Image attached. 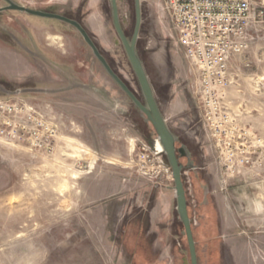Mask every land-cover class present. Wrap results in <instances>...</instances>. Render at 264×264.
<instances>
[{"label":"rangeland","instance_id":"rangeland-1","mask_svg":"<svg viewBox=\"0 0 264 264\" xmlns=\"http://www.w3.org/2000/svg\"><path fill=\"white\" fill-rule=\"evenodd\" d=\"M12 1L58 13L55 5ZM117 1L131 37L135 2ZM83 2L91 7L81 23L143 100L111 0ZM253 2L264 11V0ZM141 3L137 50L185 154L198 263L264 264V17L231 56L226 80L208 81L162 1ZM0 99L23 100L59 127L50 149L0 136V264H192L160 140L74 26L1 11ZM145 145L157 152L155 165L139 163Z\"/></svg>","mask_w":264,"mask_h":264},{"label":"built area","instance_id":"built-area-1","mask_svg":"<svg viewBox=\"0 0 264 264\" xmlns=\"http://www.w3.org/2000/svg\"><path fill=\"white\" fill-rule=\"evenodd\" d=\"M25 1L45 5L57 2ZM161 1L186 55L198 64L208 81L226 80L231 56L246 47L252 23L258 16L264 17L263 10L256 12L253 0ZM57 131L58 125L25 101L0 99L2 138L28 142L39 149H50L56 142ZM143 149L139 163L155 165L158 161L157 152H152L146 145Z\"/></svg>","mask_w":264,"mask_h":264},{"label":"water","instance_id":"water-1","mask_svg":"<svg viewBox=\"0 0 264 264\" xmlns=\"http://www.w3.org/2000/svg\"><path fill=\"white\" fill-rule=\"evenodd\" d=\"M8 6L0 8V12L6 9L19 10L25 13L33 14L40 17L55 18L64 21L72 26H74L84 37L87 44L93 50V53L98 58V60L105 67L109 75L114 79V81L123 89V91L131 98L133 103L140 109V111L146 116L147 120L153 126L159 140L160 144L166 153L170 167L172 168V175L175 182L176 198H177V211L179 213L180 219L184 225L185 233L189 245L191 263H198V255L196 248V241L194 238V232L192 228V222L188 210V200L186 195V189L183 181V169L184 165L180 162V157L178 155L179 151L177 149V137L172 132L167 124V120L161 112L159 103L155 97L153 86L147 74L146 68L142 59L139 56L137 50V44L140 36L141 26L143 22L142 14V3L141 0H134L135 2V27L134 32L131 37H128L125 30L123 29L119 6L117 0H111L112 7V17L113 24L116 29L118 36L120 37L125 51L127 53L128 59L133 67L136 74L143 100L139 99L136 93L127 85V83L114 71L105 56L101 53L99 47L95 43L92 36L89 34L87 29L83 26L81 22L75 19L68 18L64 15L57 13H49L42 10H36L28 8L26 6L15 3L12 0H7ZM184 156V152H181Z\"/></svg>","mask_w":264,"mask_h":264},{"label":"crops","instance_id":"crops-1","mask_svg":"<svg viewBox=\"0 0 264 264\" xmlns=\"http://www.w3.org/2000/svg\"><path fill=\"white\" fill-rule=\"evenodd\" d=\"M83 1L84 0H57V2L48 5L57 6L58 13H60L61 15L63 13H70L72 15L70 16V18L75 20L80 19L79 21L81 22L83 20V18H81L82 12L89 11L91 7V3H87L85 6Z\"/></svg>","mask_w":264,"mask_h":264},{"label":"flooded vegetation","instance_id":"flooded-vegetation-1","mask_svg":"<svg viewBox=\"0 0 264 264\" xmlns=\"http://www.w3.org/2000/svg\"><path fill=\"white\" fill-rule=\"evenodd\" d=\"M142 27V26H141ZM163 149V148H162ZM178 149V148H177ZM178 155H179V153H178Z\"/></svg>","mask_w":264,"mask_h":264},{"label":"trees","instance_id":"trees-1","mask_svg":"<svg viewBox=\"0 0 264 264\" xmlns=\"http://www.w3.org/2000/svg\"><path fill=\"white\" fill-rule=\"evenodd\" d=\"M128 85V84H127ZM130 87V86H129ZM135 92V91H134Z\"/></svg>","mask_w":264,"mask_h":264}]
</instances>
